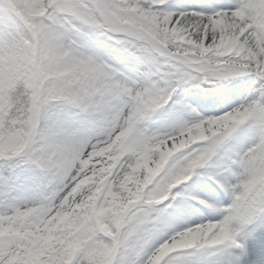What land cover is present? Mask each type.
<instances>
[{"label":"snow or ice","instance_id":"6c2138e0","mask_svg":"<svg viewBox=\"0 0 264 264\" xmlns=\"http://www.w3.org/2000/svg\"><path fill=\"white\" fill-rule=\"evenodd\" d=\"M115 2L43 0L40 7L47 11L37 20L20 6L28 0H0V73L12 75L17 52L27 47L22 35L47 32L53 41L61 34L71 37L105 74V87L88 103L66 108L87 128L60 114L57 138L25 156L0 160V229H7L8 217L23 215L33 205L54 207L65 197L71 200L69 194L101 168L115 178L137 162L144 148L226 108H246V122L181 153V167L201 154L203 159L168 200L138 206L121 264H145L170 235L210 222H218L217 233L169 264H264V175L249 167L246 156L254 149L264 151V36L253 39L252 30L242 32L243 26L229 35L227 20L249 0H198L188 7L172 0H127L124 6L160 18L146 24L138 38L95 23ZM223 63L232 66V82L252 85L240 103L243 88L228 87L232 82L218 88L212 79L214 66ZM189 89L199 90L191 103L180 99ZM129 126L136 142L110 151L116 133ZM13 255L8 237L0 238V264H11Z\"/></svg>","mask_w":264,"mask_h":264},{"label":"clouds","instance_id":"9594fccd","mask_svg":"<svg viewBox=\"0 0 264 264\" xmlns=\"http://www.w3.org/2000/svg\"><path fill=\"white\" fill-rule=\"evenodd\" d=\"M43 0L21 3L25 15L39 19L47 9ZM127 0L109 3L95 23L130 38H138L145 25L160 21L147 10L126 7ZM38 9V13H37ZM229 35L242 27L250 37L264 36V0H249L227 18ZM241 32V34H242ZM27 47L17 52L12 75L0 73V160L16 159L44 147L56 137L58 119L68 108H79L105 87L100 65L86 58L71 37L53 41L47 32L22 35ZM217 87L232 82V66H214ZM195 107V106H194ZM248 109L207 116L168 140L144 148L137 162L110 179L103 168L81 182L59 205H33L25 214L8 217L7 236L14 255L11 264H121L141 204H161L186 183L201 165L203 154L181 167L177 158L197 144H205L227 128L246 122ZM136 142L132 126L116 133L109 150L119 152ZM249 167L264 175V151L246 154ZM110 171V169H109ZM78 197V199H77ZM218 231L217 223L196 224L175 232L160 243L145 264H169L177 253L197 248Z\"/></svg>","mask_w":264,"mask_h":264},{"label":"rangeland","instance_id":"374dc122","mask_svg":"<svg viewBox=\"0 0 264 264\" xmlns=\"http://www.w3.org/2000/svg\"><path fill=\"white\" fill-rule=\"evenodd\" d=\"M175 1L176 0H172V3L175 4ZM193 1L194 4L198 3V0H191ZM246 79H251V78H246ZM228 87H239V88H243L244 89V92H243V95L236 101V103H240L243 101L244 98H246L248 96V92L251 90L252 88V85L249 83L247 85H242L240 84L239 82L237 81H233L231 84L228 85ZM194 92V89H189L185 92H182L180 94V99L184 100L185 102L187 103H191L192 102V93ZM199 93V90L197 91V94ZM195 106V105H193ZM236 105L233 104L232 107H235ZM228 109L226 108L225 109V112L227 111ZM223 114V113H221ZM61 118L70 122V123H73L75 126L77 127H81V128H87V124L82 120V118L78 117L75 115V112L74 110H71V109H64L62 112H61ZM162 126V122L161 123H156V124H153L151 125V128L153 130H155L156 128ZM182 253H185V252H182ZM181 253H177L176 255H180Z\"/></svg>","mask_w":264,"mask_h":264},{"label":"bare ground","instance_id":"6f19581e","mask_svg":"<svg viewBox=\"0 0 264 264\" xmlns=\"http://www.w3.org/2000/svg\"><path fill=\"white\" fill-rule=\"evenodd\" d=\"M194 4L193 1L191 0H176L175 1V5H180V6H183V7H188L189 5H192ZM197 89H194V92L191 94L192 95V100L194 98V96L197 95Z\"/></svg>","mask_w":264,"mask_h":264}]
</instances>
